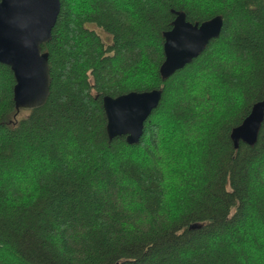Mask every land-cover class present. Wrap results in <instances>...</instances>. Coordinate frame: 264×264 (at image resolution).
Masks as SVG:
<instances>
[{
	"label": "trees",
	"instance_id": "trees-1",
	"mask_svg": "<svg viewBox=\"0 0 264 264\" xmlns=\"http://www.w3.org/2000/svg\"><path fill=\"white\" fill-rule=\"evenodd\" d=\"M172 11L223 26L162 81ZM51 34L43 107L0 63V264H264V118L230 139L264 101V0H60ZM155 89L139 142L109 140L102 98Z\"/></svg>",
	"mask_w": 264,
	"mask_h": 264
},
{
	"label": "water",
	"instance_id": "water-1",
	"mask_svg": "<svg viewBox=\"0 0 264 264\" xmlns=\"http://www.w3.org/2000/svg\"><path fill=\"white\" fill-rule=\"evenodd\" d=\"M60 10V0H0V63L10 68L15 86L13 102L17 112L32 111L45 105L50 94L48 54L42 45L52 37ZM172 27L163 33L164 60L159 67L162 81L196 59L221 33L223 20L213 17L201 24L186 20L183 12L172 11ZM161 89L130 92L102 98L109 140L125 137L128 145L139 142L144 124L158 107ZM264 118V101L255 103L242 123L233 128L230 139L256 144Z\"/></svg>",
	"mask_w": 264,
	"mask_h": 264
},
{
	"label": "rangeland",
	"instance_id": "rangeland-1",
	"mask_svg": "<svg viewBox=\"0 0 264 264\" xmlns=\"http://www.w3.org/2000/svg\"><path fill=\"white\" fill-rule=\"evenodd\" d=\"M101 36H102L104 39H106V35H104V34L101 33ZM27 113H28V111H23V110L19 111V115H20V116H25V115H27Z\"/></svg>",
	"mask_w": 264,
	"mask_h": 264
}]
</instances>
